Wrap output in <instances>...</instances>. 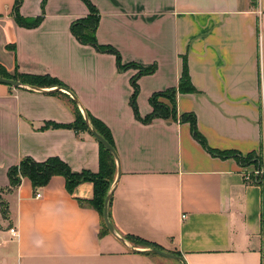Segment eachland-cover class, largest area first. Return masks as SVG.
Returning <instances> with one entry per match:
<instances>
[{
	"label": "crops",
	"instance_id": "0c3cea01",
	"mask_svg": "<svg viewBox=\"0 0 264 264\" xmlns=\"http://www.w3.org/2000/svg\"><path fill=\"white\" fill-rule=\"evenodd\" d=\"M89 1L99 14L100 45L114 48L123 64L156 67L138 79L139 116L151 113L153 93L177 87L185 56L196 92L177 94L178 116L193 113L212 149L260 153L264 176V0ZM13 3L0 0V66L9 75L57 79L68 90L0 84V195L8 207L7 219L0 211V264H182L100 237L98 212L78 203L92 199L91 183L69 194L61 176L35 191L22 178L8 190V169L26 157H56L74 173L98 171L92 135L52 126L74 122L70 94L110 131L120 177L109 217L118 235L184 264H264V182L246 179L250 168L235 160L208 154L187 123L138 121L129 105L137 71L119 72L112 54L70 33L89 13L81 0H22L21 17L44 14L31 29L16 24Z\"/></svg>",
	"mask_w": 264,
	"mask_h": 264
},
{
	"label": "trees",
	"instance_id": "16d2710c",
	"mask_svg": "<svg viewBox=\"0 0 264 264\" xmlns=\"http://www.w3.org/2000/svg\"><path fill=\"white\" fill-rule=\"evenodd\" d=\"M81 1L87 6L89 13L86 17L75 20L70 24V33L79 44L90 46L98 53L112 54L115 57L116 68L119 72H124L130 69L137 71V73L130 79L132 93L130 95L129 105L134 117L138 121L143 124H149L155 119H162L166 121H179L180 123H187L189 125V130L192 138L196 142H198V144H200V146L208 154L222 159H233L240 167L248 169L252 167L257 170L258 173L262 170L263 157L260 153L251 152L246 155H242L240 152L235 150L219 151L216 149H212L207 145L205 138L198 131L196 117L193 113H184L178 116L176 108L177 94H193L196 92L190 80L187 59L185 56L182 58V70L177 87L153 93L148 99L149 105L151 107V113L146 117L141 118L139 116L136 103L139 93L137 82L140 77L153 74L156 67L154 65L149 67H142L134 63L123 64L119 53L114 48L110 46L100 45L96 39L99 14L89 0ZM21 4L22 0H14L11 13L16 24L27 29L37 27L43 20V12L41 16H38L36 18H23L19 14ZM44 4L45 1H43L41 5L42 11L44 8ZM0 77L18 80L23 84L37 88H49L55 86L68 90L57 79L50 77L29 76L23 74L9 75L1 66ZM84 112L86 113L91 126L98 133V135H100L112 148H114L110 131L104 126L103 123L92 117L86 111ZM52 126L54 128H64L72 130L76 135H79L82 132L89 133L84 123L83 116L77 106L75 107V120L72 124L64 126ZM96 142L99 146L98 171L96 173H92L90 171H81L80 173H74L70 170L69 166L66 163L56 157L48 158L44 162H35L31 158L26 157L23 158L18 163V165L12 166L8 169V190L16 189L20 185L22 178L28 179L30 181L32 189L35 191L38 188L45 187L52 177L61 176L65 181V189L69 194H72L74 188L79 184L86 182L91 183L93 186L92 199L89 201L79 200L78 203L81 206H88L90 208H93L96 212H98L100 216L99 236L101 237L103 235L109 234L103 222L102 211L105 196L115 178L114 176L116 166L115 160L113 159L109 151L100 142H98L97 140ZM250 180L252 183L260 185L264 182V177H250ZM110 203L111 199L108 204V213ZM0 211L2 217L4 219H7L8 207L3 200H0ZM123 238L133 246L160 250L156 245L130 235H125L123 236Z\"/></svg>",
	"mask_w": 264,
	"mask_h": 264
},
{
	"label": "water",
	"instance_id": "95a60500",
	"mask_svg": "<svg viewBox=\"0 0 264 264\" xmlns=\"http://www.w3.org/2000/svg\"><path fill=\"white\" fill-rule=\"evenodd\" d=\"M0 84L12 87L14 89H26V90L40 91V89L37 87H33L30 85L23 84L18 80L6 79V78H2V77H0ZM61 89H63V88L56 87L54 91L61 90ZM70 95H71V99L73 100V102L75 103V105L80 110V112L83 116V120H84V123L87 127L88 132L109 151V153L112 155V157L116 163V175H115L114 181L110 185V188H109V190L105 196V199L103 202V211H102L103 222H104L109 234H111L115 239H117L122 245H124L131 252L151 253V254H155V255H158V256H161L164 258L174 259V260H177V261L181 262L182 264H184L182 257L174 255V254L166 253V252H163V251H160L157 249H153V248H146L144 251H140V250L136 249L135 247H132L127 240H125L123 237L118 235V233L116 232L112 223L109 220V213H108V204H109V201L112 197V193H113V191H114V189L118 183L119 177H120V168H119L118 156H117L114 148H112L100 135H98V133L91 126L86 113L81 108L77 99L72 94H70Z\"/></svg>",
	"mask_w": 264,
	"mask_h": 264
},
{
	"label": "rangeland",
	"instance_id": "374dc122",
	"mask_svg": "<svg viewBox=\"0 0 264 264\" xmlns=\"http://www.w3.org/2000/svg\"><path fill=\"white\" fill-rule=\"evenodd\" d=\"M41 5H42V3H41ZM43 10H44V8H43ZM130 99V98H129ZM137 103V102H136ZM137 108H138V104H137ZM249 176L250 177H256V176H263L260 172L258 173V171L257 170H255L254 168H250V170H249ZM264 177V176H263ZM0 200H3V198H2V196L0 195ZM171 261H173V262H175V263H177L176 262V260H171Z\"/></svg>",
	"mask_w": 264,
	"mask_h": 264
},
{
	"label": "built area",
	"instance_id": "2783aa9c",
	"mask_svg": "<svg viewBox=\"0 0 264 264\" xmlns=\"http://www.w3.org/2000/svg\"><path fill=\"white\" fill-rule=\"evenodd\" d=\"M246 179H250V177H249V173H248ZM34 197H35V198H40V194L37 192V193H35ZM9 233L11 234V236H12L13 238H14V237H17V232H16L14 229H12V228L9 229Z\"/></svg>",
	"mask_w": 264,
	"mask_h": 264
}]
</instances>
